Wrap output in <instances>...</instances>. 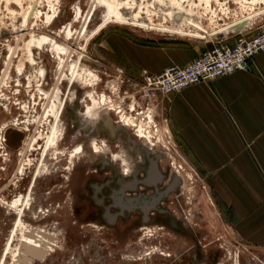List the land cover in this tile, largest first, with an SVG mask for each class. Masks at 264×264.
<instances>
[{
	"label": "rangeland",
	"instance_id": "374dc122",
	"mask_svg": "<svg viewBox=\"0 0 264 264\" xmlns=\"http://www.w3.org/2000/svg\"><path fill=\"white\" fill-rule=\"evenodd\" d=\"M109 1L112 9L0 0V73L18 35L34 40V62L23 47L0 85V189L20 161L3 196L21 198V212L0 203V264H264V244L242 230L173 129L169 96L146 82L158 68L262 32L264 0ZM115 13L129 23L111 21ZM70 47L73 65L63 69ZM51 91L53 107H44ZM26 226L34 243L21 240Z\"/></svg>",
	"mask_w": 264,
	"mask_h": 264
},
{
	"label": "crops",
	"instance_id": "0c3cea01",
	"mask_svg": "<svg viewBox=\"0 0 264 264\" xmlns=\"http://www.w3.org/2000/svg\"><path fill=\"white\" fill-rule=\"evenodd\" d=\"M161 68L153 74L166 67ZM168 96L179 139L242 230L264 244V52L250 60L247 71Z\"/></svg>",
	"mask_w": 264,
	"mask_h": 264
},
{
	"label": "built area",
	"instance_id": "2783aa9c",
	"mask_svg": "<svg viewBox=\"0 0 264 264\" xmlns=\"http://www.w3.org/2000/svg\"><path fill=\"white\" fill-rule=\"evenodd\" d=\"M264 52V30L239 38L234 45L217 44L185 66H169L150 74L147 86L162 96L183 91L193 85L210 82L249 70V62Z\"/></svg>",
	"mask_w": 264,
	"mask_h": 264
},
{
	"label": "bare ground",
	"instance_id": "6f19581e",
	"mask_svg": "<svg viewBox=\"0 0 264 264\" xmlns=\"http://www.w3.org/2000/svg\"><path fill=\"white\" fill-rule=\"evenodd\" d=\"M99 1H101V2H104L106 5H104V6H108L107 8L109 9H112L113 8V4L114 3H111V1H109V0H94V2H95V6L97 5V3L99 2ZM34 4H37V2H33L31 5H30V7L28 8V10L26 11V13H25V15H24V22H25V25L27 24V22H28V20H29V18H30V16L33 14V10H34ZM102 4V3H101ZM95 6H94V9H93V12H92V14L94 13V10H95ZM100 6V5H99ZM98 6V7H99ZM97 8V7H96ZM35 13H36V9H35V11H34V14L33 15H35ZM116 14V13H115ZM91 17V16H90ZM82 19H83V22L86 24V23H88V21H89V19H88V21H87V19H85V13L84 14H82ZM85 19V20H84ZM111 21H118V22H122V23H129V21L126 19V18H123L122 16H120V13H118V14H116V16H112L111 17ZM105 24V23H104ZM133 24V23H132ZM135 24H138V23H135ZM83 25V24H82ZM139 25V24H138ZM141 26L142 27H146V28H148V29H151V28H155L154 27V25H151V27H149V25H145V24H141ZM156 26V25H155ZM156 29H157V27H156ZM166 29H167V31H168V29L169 28H162L161 30H163V31H166ZM100 29H98V31H99ZM74 34V33H73ZM81 34H82V30H81ZM88 38V37H87ZM16 43H15V45L13 44V45H11L10 47H9V52H8V55H7V57H6V59H5V62H4V71H3V74H2V77L0 78V85H1V83H2V81H3V79H4V77L6 76V74H7V71L9 70V68L11 67V65L13 64V60L15 59V58H17V56H18V52L23 48V47H25V49H26V55H25V57L27 58V60H30L31 62H34V59H33V57H32V52H31V45L33 44V41L34 40H29L28 42H25V33H23V34H20V35H18L17 37H16ZM25 39V40H24ZM21 41H22V44H21ZM73 41H74V39H73ZM24 45V46H23ZM57 47L59 48H61V45H59V44H57ZM23 52V51H22ZM75 52V50H74V48L73 47H70V48H68V51H67V57H66V60H65V62H63V69L67 66V63H69L70 64V66H69V68L70 67H72V63H73V61H72V63L70 62V60H72L71 59V56H73V53ZM25 60V59H24ZM24 60L23 61H20V63H19V65H18V68L20 69V68H22L23 67V64H24ZM77 67L78 66H73V70H72V76L74 77V78H76V77H78V79L80 78V76H81V73H80V71H78L77 70ZM3 68H2V70H3ZM83 69V68H82ZM2 70H1V73H2ZM80 70V69H79ZM1 73H0V75H1ZM89 74H90V76H92V75H94L93 73H92V71H89ZM93 77H95V79H96V75H94ZM37 80V79H36ZM99 80V79H98ZM91 81V80H90ZM47 100H46V102L44 103V107H48L49 106V103L51 102L50 100H51V97L54 95V92L53 91H51V92H47ZM49 107H53L52 105H50ZM89 113H91V111L89 112ZM93 119V118H92ZM108 122V123H107ZM106 123H107V125H108V127H109V129L111 128V130L112 131H114L115 132V134H116V130L115 129H120L121 128V125H117V123L116 122H114V120L111 118L109 121H107ZM112 122V123H111ZM107 127V128H108ZM109 132H110V130H109ZM108 133V132H107ZM141 133H143V131L141 130ZM30 139H31V137H29V138H26L25 140H24V142H23V146H22V151L23 152H25L26 151V148L28 147V145H29V141H30ZM93 144V143H92ZM96 145V144H95ZM98 145V144H97ZM80 149V148H79ZM78 151V150H77ZM147 151V150H146ZM127 154H130L129 152H126V155H124L125 157H128L127 156ZM132 156V155H131ZM132 158V157H131ZM146 158V157H145ZM125 162H126V164L128 165V167L130 166V165H133V167L135 166V168H138L139 169V167L137 166V165H134L135 164V161L133 160L132 161V163H129V157H128V159L126 158L125 160H124ZM124 162V163H125ZM134 163V164H133ZM146 163L148 164V159L146 158ZM140 166V165H139ZM142 166H143V164H142ZM141 166V167H142ZM158 167V164L157 163H155L154 164V166H153V168H154V172H155V170H156V168ZM135 168L132 170V171H135ZM21 202V198H17L16 200H13V201H8L3 195H0V203L1 204H5V205H8L10 208H12V209H15V210H18L19 212H21V209H19V203ZM25 202V199L22 201V203H24ZM23 206V204L21 205V207ZM14 211V210H13ZM17 211V212H18ZM18 223H20V224H23V221L22 220H20V221H18ZM27 229H29L28 228V226H26L25 227V231H24V234H23V236H22V242H25V241H28V243H34V241H32L31 239L29 240V239H27V238H29L28 236H29V234L27 233ZM37 230V229H36ZM20 234V233H19ZM38 234H42V233H39L38 232ZM37 237V236H36ZM38 239L40 240V238L38 237ZM37 240V239H36ZM36 243H37V241H36ZM18 251H19V249L17 250V252H15V253H13V254H15L16 255V257H17V255H18ZM15 257V256H14Z\"/></svg>",
	"mask_w": 264,
	"mask_h": 264
},
{
	"label": "flooded vegetation",
	"instance_id": "af4514ba",
	"mask_svg": "<svg viewBox=\"0 0 264 264\" xmlns=\"http://www.w3.org/2000/svg\"><path fill=\"white\" fill-rule=\"evenodd\" d=\"M111 123H112V122H111ZM115 130H116V135H118V132L120 131V129L118 128V129H115ZM124 155H125V154H124ZM127 156L129 157V163H132L133 159L131 158V155H130V154H127ZM128 157H127V159H128ZM145 157L147 158V156H145ZM146 158H145V160L142 161V163H141V164H143V166L141 165L142 168H144L146 165H148V164L146 163ZM117 162H119V160H117ZM17 163H18V161H17ZM133 164H134V163H133ZM19 165H20V161H19V163L16 165V168H15V170H14V173H13L12 177L14 176V174H15V172H16V170H17V168H18ZM134 165H136V163H135ZM132 166H133V165H132ZM132 166L130 165L129 167H132ZM134 168H135V166L133 167V169H134ZM133 169H132V170H133ZM150 169H152V168H150ZM132 170H131V172L134 173V174L131 173V175H132V176H135V177L138 178V177L140 176V174H141V173H140V168H139V169H138V168H135V171H132ZM150 171H151L152 173L154 172L153 169L150 170ZM18 175H19V173H18ZM12 177L10 178V180L12 179ZM17 177H18V176H17ZM17 177H16V179H17ZM16 179H15V180H16ZM10 180H9V181H10ZM15 180L13 181V183L15 182ZM9 181H8V182H9ZM8 182H7V183H8ZM7 183H6V184H7ZM3 193H4V192H3ZM3 193H2V195H3Z\"/></svg>",
	"mask_w": 264,
	"mask_h": 264
},
{
	"label": "water",
	"instance_id": "95a60500",
	"mask_svg": "<svg viewBox=\"0 0 264 264\" xmlns=\"http://www.w3.org/2000/svg\"><path fill=\"white\" fill-rule=\"evenodd\" d=\"M18 172L19 171H18V168H17V170H16L14 176L12 177V179L0 189V195H2V193L13 183V181L17 177Z\"/></svg>",
	"mask_w": 264,
	"mask_h": 264
}]
</instances>
